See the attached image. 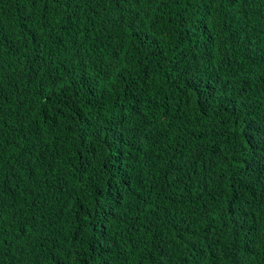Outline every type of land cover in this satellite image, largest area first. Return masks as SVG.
<instances>
[{
    "label": "trees",
    "instance_id": "16d2710c",
    "mask_svg": "<svg viewBox=\"0 0 264 264\" xmlns=\"http://www.w3.org/2000/svg\"><path fill=\"white\" fill-rule=\"evenodd\" d=\"M0 264H264V0H0Z\"/></svg>",
    "mask_w": 264,
    "mask_h": 264
}]
</instances>
